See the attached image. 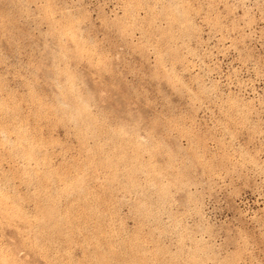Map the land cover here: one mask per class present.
<instances>
[{"label": "rangeland", "instance_id": "374dc122", "mask_svg": "<svg viewBox=\"0 0 264 264\" xmlns=\"http://www.w3.org/2000/svg\"><path fill=\"white\" fill-rule=\"evenodd\" d=\"M0 264H264V0H0Z\"/></svg>", "mask_w": 264, "mask_h": 264}]
</instances>
